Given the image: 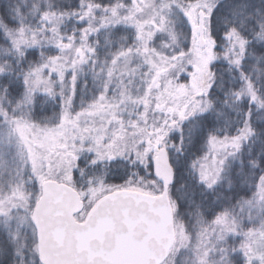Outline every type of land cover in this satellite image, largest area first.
<instances>
[{"label":"snow or ice","instance_id":"6c2138e0","mask_svg":"<svg viewBox=\"0 0 264 264\" xmlns=\"http://www.w3.org/2000/svg\"><path fill=\"white\" fill-rule=\"evenodd\" d=\"M0 264H264V0H0Z\"/></svg>","mask_w":264,"mask_h":264}]
</instances>
